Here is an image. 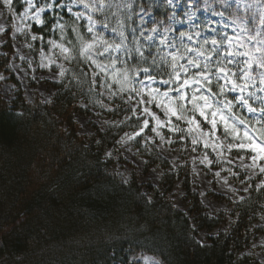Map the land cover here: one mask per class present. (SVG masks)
I'll use <instances>...</instances> for the list:
<instances>
[{
  "label": "rangeland",
  "instance_id": "obj_1",
  "mask_svg": "<svg viewBox=\"0 0 264 264\" xmlns=\"http://www.w3.org/2000/svg\"><path fill=\"white\" fill-rule=\"evenodd\" d=\"M43 1L12 0L9 8L0 0V57L8 61L5 67L0 66L2 99L9 106L15 100L19 89L13 83L14 78L27 102L38 100L49 104L58 88L53 84L65 88L71 81L78 84V76L69 74L85 63L82 69L89 82L88 86L78 84L83 89L76 98L81 111L74 115L80 136L90 141L96 131L116 129L134 119L139 126L124 130L103 154L104 159L114 161L115 175L123 183L137 177L143 185L144 195L150 200L155 192L160 196L165 194L164 170L158 165V159L166 160L172 172L188 165L193 189L198 192L207 214L217 217L224 213L227 216L226 222L211 232L195 230V239L201 245H207L210 237L229 233L235 222L232 204L249 196L254 177L260 175L259 185L264 184V172L261 171L264 159L254 162L252 157L256 153L248 147L251 138L264 143V111H261L264 109V84L259 74L257 77L252 74L254 67L258 73L264 70L260 71L253 64L250 78L242 79L240 69L245 67L248 57L227 56L226 52L229 39H232L233 47L236 39L247 46L246 49L235 48L237 52L255 53L258 47L264 49V45L257 43L264 40L261 32L264 0H163L172 12L165 28L146 27L151 12L140 7L135 11V0L130 1L131 8L127 12L124 10L128 0ZM153 3L162 5L160 0H153ZM129 12V23L136 22L137 27H126L124 31L121 15ZM106 14L111 16L105 17ZM32 27L43 32H35ZM106 31H109L108 37ZM8 37L10 52L7 51ZM213 39L220 45L215 52ZM103 41L113 47L106 51L107 45ZM87 43H94V47L82 55L81 48ZM142 43L156 51L146 52L140 59ZM116 45L120 47L116 48ZM201 51L204 55L198 54ZM173 54L180 57L175 70L171 67ZM134 56L137 57L133 60ZM208 56L211 59H206ZM189 60H195L200 67L190 65ZM229 60L233 62L229 64ZM147 63L152 67L156 63L154 71L163 75L158 69L161 64L168 65L170 78L156 79L150 70L144 72V68H149ZM135 65H138L137 70ZM179 65L185 66L187 71H182ZM218 66L229 68V76L236 84H247L244 91L239 87L233 91L232 84L216 72ZM124 73H127L128 81L124 80ZM174 73L179 75L174 78ZM201 73L208 75L210 84ZM193 77L200 83L182 87L185 79ZM201 96L208 97L211 104L204 108V115L200 113V107L204 105L199 99ZM241 98L247 100V105ZM249 108L255 111H249ZM213 112H216L215 116ZM213 119L215 126L211 123ZM186 137L190 139L191 147L186 145ZM166 197L189 215L190 207L184 199L181 180L173 185ZM254 227L264 229V204ZM238 256L264 264V233L252 237ZM129 264L161 262L138 252Z\"/></svg>",
  "mask_w": 264,
  "mask_h": 264
},
{
  "label": "trees",
  "instance_id": "obj_2",
  "mask_svg": "<svg viewBox=\"0 0 264 264\" xmlns=\"http://www.w3.org/2000/svg\"><path fill=\"white\" fill-rule=\"evenodd\" d=\"M130 1L124 12L131 8ZM160 2L156 6L153 0L134 1L135 11L140 7L151 12L146 27H166L172 12ZM129 14L121 15L124 31L137 27L136 22L129 23ZM7 42L10 52L9 37ZM141 47L144 54L156 51L144 43ZM7 63L0 57L1 67ZM147 65L152 77L170 78L171 69L164 64L158 70L165 75L154 71L156 63ZM82 67L85 63L69 75H77L78 84L88 86ZM13 83L19 91L12 105L0 96V264H129L138 252L161 264H256L238 255L252 237L264 233L254 227L264 204L259 177L251 182L249 196L232 204L235 222L229 233L210 237L207 245H201L195 230L211 232L227 216L207 214L193 189L188 165L172 172L166 160L158 159L165 194L155 192L148 200L137 177L123 183L115 175L114 161L103 157L124 130L139 126L134 119L116 129L98 130L86 141L74 119L81 111L76 98L83 89L78 84L71 81L66 88L53 84L58 87L53 101L42 104L27 102L14 78ZM178 180L189 215L166 197Z\"/></svg>",
  "mask_w": 264,
  "mask_h": 264
},
{
  "label": "snow or ice",
  "instance_id": "obj_3",
  "mask_svg": "<svg viewBox=\"0 0 264 264\" xmlns=\"http://www.w3.org/2000/svg\"><path fill=\"white\" fill-rule=\"evenodd\" d=\"M2 2H3L5 7H9V8L11 7L12 0H2ZM90 31H91V29H90ZM249 39L255 40L256 38L255 37H249ZM103 43H105L107 45V47L105 49L106 51H107V48L113 47L112 45L107 44L106 41H103ZM211 43L216 46V48L213 50L214 52L217 49H219L220 45H219L217 40L213 39L211 41ZM257 43L264 45V40L257 41ZM93 47H94V43L84 44L82 46V48H81V54L84 55L86 52H90ZM115 47L119 48L120 45H116ZM235 48H245L246 49L247 46L244 44L243 41H241L239 39H236L235 47H233V41H232V39H229V41H228V49H227V52H226L227 56H232V57H234V56H247L248 57V59L244 62L245 63V67L240 69V71L243 72L242 79L247 80V79L250 78V70H251L253 64H255L258 68L264 69V49L259 48V47L256 48L255 49V53H260V55L257 56V55H255L254 52L248 51V50H246L244 52H237V51H235ZM189 51H191V49H189ZM102 54L103 53H101V55ZM198 54L199 55H204L203 51L199 52ZM179 58L180 57H178L176 54L172 55V65H171V67L173 68V70L176 69V67H177V63L176 62H177V60ZM206 59H211V57L208 56V57H206ZM232 62L233 61H231V60L228 61L229 64L232 63ZM188 63L190 65H194L197 68L200 67L199 63L196 62L195 60H189ZM179 67H180V69L182 71H185V72L187 71L185 66L179 65ZM205 69H207V65H205ZM143 71L147 73L149 71V69L148 68H144ZM216 72L218 74H222L224 79H225V81L227 83H231L232 84V90L233 91H235L237 89V87H239L241 91H244V88L247 87V84H245L243 86H240V85L236 84L235 81L233 79H231V77L229 76V73L231 72V70L229 68H227L226 66H218L217 69H216ZM178 75H179L178 73H174V78L176 76H178ZM201 75L203 76L204 80L208 81L209 84L211 83V81L208 78V75H205L203 73H201ZM259 75L261 77V83L264 84V72L259 73ZM232 76H235V73H232ZM124 80L128 81L127 73H124ZM163 83H168V81H163ZM190 83L199 84L200 81L198 79H195V77L190 78V79H185L184 82H183L182 87L183 86H188V85H190ZM201 87H203L202 84H201ZM220 90H221V92H223L224 91V87L221 86ZM180 98L183 99L184 97L181 96ZM193 99H196V97L194 96ZM199 99H202L204 101V105L200 107V113H201V115H204V108L205 107H211V104H210V101H209L208 97H206V96H201V97H199ZM241 102L243 104L247 105V100H244L243 98H241ZM230 106L231 105L229 104L228 107H230ZM166 107H168V106H166ZM168 110L172 111V109L170 107H169ZM249 111L254 112L255 109L249 108ZM261 111H264V109H262ZM173 114H175V113L173 112ZM212 115L215 116L216 112H213ZM221 118L223 119V116H221ZM190 123H194V122L190 121ZM211 123L213 124V126H215V120L214 119L211 121ZM145 124H147V121H145ZM241 146L243 147L244 145H241ZM248 147L251 149L252 152L256 153V155H254L252 157L254 162L256 160H258V159H264V143H258L255 138H251L249 140ZM261 171L264 172V168H262Z\"/></svg>",
  "mask_w": 264,
  "mask_h": 264
}]
</instances>
